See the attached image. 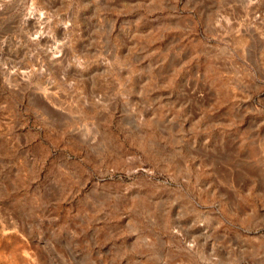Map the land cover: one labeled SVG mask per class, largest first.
Instances as JSON below:
<instances>
[{"label":"rangeland","instance_id":"obj_1","mask_svg":"<svg viewBox=\"0 0 264 264\" xmlns=\"http://www.w3.org/2000/svg\"><path fill=\"white\" fill-rule=\"evenodd\" d=\"M0 264H264V0H0Z\"/></svg>","mask_w":264,"mask_h":264},{"label":"bare ground","instance_id":"obj_2","mask_svg":"<svg viewBox=\"0 0 264 264\" xmlns=\"http://www.w3.org/2000/svg\"><path fill=\"white\" fill-rule=\"evenodd\" d=\"M11 220V219H10ZM14 223H16L15 221H14ZM8 231H9V229H8Z\"/></svg>","mask_w":264,"mask_h":264}]
</instances>
